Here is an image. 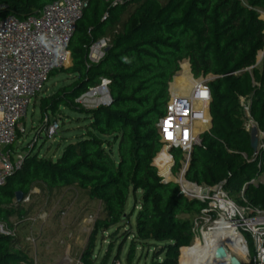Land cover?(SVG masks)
Here are the masks:
<instances>
[{
	"label": "trees",
	"instance_id": "trees-1",
	"mask_svg": "<svg viewBox=\"0 0 264 264\" xmlns=\"http://www.w3.org/2000/svg\"><path fill=\"white\" fill-rule=\"evenodd\" d=\"M53 1L0 0V12L24 20ZM259 11L264 12V0H132L116 6L91 0L69 45L71 66L63 73L71 83L42 98L39 110L44 119L61 107L79 108L75 101L101 80L108 81L110 102L83 112L88 121L84 134L58 158L40 159L28 151L21 168L0 187V222L15 230L14 236L0 235V264H33L20 249L16 231L31 216L35 199L62 191L99 203L90 247L97 234L110 232L113 239L124 230L118 250L130 240L127 264L137 249L145 250L150 264L178 263L204 205L186 199L176 183H164L152 162L162 152L156 124L182 61H188L194 79L212 77L207 83L211 128L193 147L185 180L208 186L225 179L228 196L245 185L246 205L264 210V148L253 156L238 102L239 95H251L250 114L264 133V21ZM101 38H109V46L104 58L92 64L89 48ZM259 52L263 58L257 67ZM170 155L176 174L182 154L172 149ZM130 196L133 204L126 211ZM25 198L29 204L22 203ZM111 250L112 245L99 264H109ZM90 252L83 253L81 264H92Z\"/></svg>",
	"mask_w": 264,
	"mask_h": 264
},
{
	"label": "built area",
	"instance_id": "built-area-1",
	"mask_svg": "<svg viewBox=\"0 0 264 264\" xmlns=\"http://www.w3.org/2000/svg\"><path fill=\"white\" fill-rule=\"evenodd\" d=\"M90 1L54 0L44 6L37 16L18 20L12 15H7L0 20V187L4 186L7 178L23 164L24 153L13 154L9 147L15 143L17 134L25 133L24 127L20 126L21 121L26 117L30 103L42 92L50 74L70 65L69 45L76 23ZM101 1L116 6L132 0ZM108 46L109 38H101L93 43L89 48V62L99 63L104 58ZM208 77L193 80L185 95L169 92L165 114L156 124L161 149H166L168 155L172 149H178L182 154L181 170L175 174H179L178 183L158 176L163 182L176 183L180 194L186 199L204 205L192 221V241L188 247L179 250L180 257L181 250H190L195 246L200 250L209 247V257L212 261L229 264L228 259L232 256L239 261L250 258L249 239L253 248V264H264V210L246 205L243 191L240 195L243 204L238 205L230 199L223 184L207 187L185 180L192 149L200 146L201 135L208 133L211 128ZM107 85V80H101L100 85L89 89L87 95L94 96L100 92L106 96L104 105H108L110 99ZM82 97L85 95L80 96L75 103H79ZM240 107L249 116V105L240 103ZM44 123L46 134L49 137L54 136L59 129L58 121H50L45 117ZM254 127L257 128L252 121L244 126L247 133ZM257 137L258 145L253 156H257L264 148V133L258 130ZM169 157L172 161L170 175L174 162L172 156ZM243 158L246 159L244 155ZM153 162V166L158 170ZM28 202L29 199L25 198L22 203ZM14 233L15 230H8L0 222V235L14 236ZM234 240L239 241L244 257L236 256L230 249ZM218 248L225 251V258H216Z\"/></svg>",
	"mask_w": 264,
	"mask_h": 264
},
{
	"label": "rangeland",
	"instance_id": "rangeland-1",
	"mask_svg": "<svg viewBox=\"0 0 264 264\" xmlns=\"http://www.w3.org/2000/svg\"><path fill=\"white\" fill-rule=\"evenodd\" d=\"M243 4L247 0L242 1ZM132 11V6L128 8L127 13ZM127 15V14H126ZM260 18L264 20V12L259 11ZM5 15L0 14V20ZM259 52L256 58V66L259 67L263 56ZM70 65L58 70L54 76L48 79L44 84L42 92L32 101L27 109L26 117L21 121L20 126L24 127L25 133L19 134V138L12 146V153L30 152L32 155H37L40 159L55 160L58 158L63 148L70 142H74L82 134L88 121L83 112L92 110L106 102V96L97 92L94 96L87 95L76 103L79 108H59L55 115H49L50 121L56 120L59 123V129L56 134L49 137L45 132L44 119H41L39 104L42 98H48L54 95L59 89L71 83V77L63 73V70L68 69ZM181 72L175 74L169 88L175 80L176 76ZM191 83L194 79L189 71ZM199 79V78H198ZM212 77H208L211 80ZM190 83V86H191ZM238 102L251 105L252 97L250 94L239 95ZM242 124L246 126L249 121L254 120L250 114L249 116L241 109ZM264 143V140L262 141ZM162 151V149H161ZM114 153L117 151L114 149ZM170 155V154H169ZM247 159V158H246ZM154 163V162H153ZM157 164V162H156ZM158 165V164H157ZM171 167V166H170ZM170 169V168H169ZM179 170L180 167H179ZM158 171V170H157ZM169 171V170H168ZM161 176V175H160ZM163 177V176H162ZM169 181H179V174H170ZM226 180H220L213 184H208L207 187H214L220 184H225ZM244 189V185L240 188V195ZM37 193V191H34ZM226 192H228L226 190ZM239 193L230 194V199L236 204L241 205ZM141 193H137L139 199ZM36 207L33 210L28 221L22 222L17 231L16 236L19 240L20 249L25 252L33 264H81L83 253L90 249L92 264H99L103 256L107 252L108 246L112 245L110 252L109 264H127L125 262V255L129 244V239L125 242L121 250L119 245L121 243V236L124 230H120L113 238H109L110 232L106 234H97L93 239L90 247V236L92 233V226L95 219L101 212L99 203L88 202L86 199H79L70 191H62L58 194H53L50 197L35 199ZM29 204V202L27 203ZM133 204V197L130 196L126 211H129ZM90 217V218H89ZM15 221V220H11ZM132 221V220H131ZM245 237V235H244ZM249 254L253 256L252 243L248 239ZM116 258H119L116 261ZM180 262V251L178 263ZM241 264H249L250 258L240 260ZM131 264H150L149 257L146 258L145 250L137 249L136 257Z\"/></svg>",
	"mask_w": 264,
	"mask_h": 264
},
{
	"label": "bare ground",
	"instance_id": "bare-ground-1",
	"mask_svg": "<svg viewBox=\"0 0 264 264\" xmlns=\"http://www.w3.org/2000/svg\"><path fill=\"white\" fill-rule=\"evenodd\" d=\"M185 65L181 66V72L179 76L175 78L173 84L171 85L172 89H174V91H176L177 94L181 93L182 95H185L187 93L188 88L190 87L188 82L190 76L188 73V69ZM157 164L161 169L162 176L168 179L169 161L165 157L164 153L162 154V159L157 161ZM238 242H239L238 240H234L230 246V249L233 251V254L242 258L244 257V252L239 246ZM209 255H210L209 247L207 249L200 250L197 246H195L190 250H181V257L179 264H225L226 263V262L220 263L222 261H218V263H215V261H212L210 259Z\"/></svg>",
	"mask_w": 264,
	"mask_h": 264
},
{
	"label": "water",
	"instance_id": "water-1",
	"mask_svg": "<svg viewBox=\"0 0 264 264\" xmlns=\"http://www.w3.org/2000/svg\"><path fill=\"white\" fill-rule=\"evenodd\" d=\"M262 56H263V53L261 54V57ZM249 136H250V147H251L252 151L255 152L257 149V145H258V137H257L258 136V130L256 127L251 129ZM164 183H166V181H164ZM21 199H22L21 195L17 194L16 195V202L17 203L21 202ZM225 257H226L225 251L222 248H218L216 251V258H225ZM228 262H229V264H241V262L236 257H233V256L228 259Z\"/></svg>",
	"mask_w": 264,
	"mask_h": 264
},
{
	"label": "crops",
	"instance_id": "crops-1",
	"mask_svg": "<svg viewBox=\"0 0 264 264\" xmlns=\"http://www.w3.org/2000/svg\"><path fill=\"white\" fill-rule=\"evenodd\" d=\"M263 20V19H262ZM264 21V20H263ZM186 64V65H185ZM182 65H185L186 67H187V69H188V73H189V71H190V67H189V63H188V61H182L181 62V64H180V68H181V66ZM180 74V73H179ZM179 74L177 75V76H179ZM176 76V77H177ZM191 78L189 79V86H190V83H191ZM190 88V87H189ZM189 88H188V90H187V92L189 91ZM169 92H173V93H176V91H174V89H172V87H171V89L169 88ZM179 95H182L181 93H178ZM164 153V155H165V157L168 159V161H169V168H170V166L172 165V161H170L171 159H169L170 157H169V155H168V153L166 152V149H163L162 150V152L160 153V155H159V159L157 160V161H159L160 159H162V154ZM157 161H155V164H156V162ZM156 166H158L159 167V165H156ZM159 169H160V167H159ZM160 175L162 176V174H161V169H160Z\"/></svg>",
	"mask_w": 264,
	"mask_h": 264
}]
</instances>
